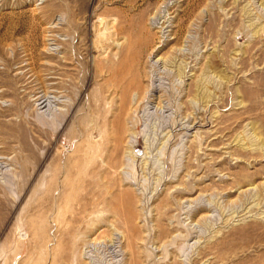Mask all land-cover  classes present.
Returning a JSON list of instances; mask_svg holds the SVG:
<instances>
[{"label": "rangeland", "instance_id": "rangeland-1", "mask_svg": "<svg viewBox=\"0 0 264 264\" xmlns=\"http://www.w3.org/2000/svg\"><path fill=\"white\" fill-rule=\"evenodd\" d=\"M263 250L264 0H0V264Z\"/></svg>", "mask_w": 264, "mask_h": 264}, {"label": "bare ground", "instance_id": "bare-ground-1", "mask_svg": "<svg viewBox=\"0 0 264 264\" xmlns=\"http://www.w3.org/2000/svg\"><path fill=\"white\" fill-rule=\"evenodd\" d=\"M103 21V20H102ZM119 28V29H118ZM117 28V30H116V32H114L113 33V36H111L110 35V38H112V37H114L115 35H117L116 33L121 29V27H118ZM123 29V28H122ZM129 103L127 102V100H124L123 99V101H122V106L119 108V110H120V112L123 114V115H127L128 113H126L127 112V105H128ZM118 125H119V127H122V123L121 122H118ZM259 258H260V264H264V250L260 253V255H259Z\"/></svg>", "mask_w": 264, "mask_h": 264}]
</instances>
